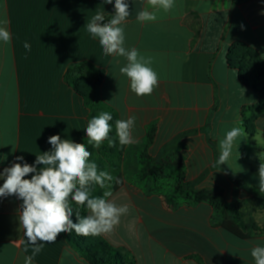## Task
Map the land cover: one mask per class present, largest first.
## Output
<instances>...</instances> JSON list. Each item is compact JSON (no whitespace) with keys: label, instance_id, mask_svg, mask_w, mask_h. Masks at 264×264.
<instances>
[{"label":"crops","instance_id":"0c3cea01","mask_svg":"<svg viewBox=\"0 0 264 264\" xmlns=\"http://www.w3.org/2000/svg\"><path fill=\"white\" fill-rule=\"evenodd\" d=\"M126 2L130 15L121 25L124 46L152 58L159 84L151 95L137 96L119 71L126 59L107 57L101 97L117 111L118 119L136 117L133 137L137 142L125 148H144L150 164L161 165V170L171 168L173 174L184 173L182 185L191 194L223 189L227 201L237 202L241 213L255 209L253 204L245 207L244 201L252 196L247 188L259 189L264 109L252 110L260 95L241 82L238 70L229 67L228 54L233 45L243 43L264 60V0H175L168 12L152 9L146 0ZM20 3H27L22 7L27 14L103 13L110 18L115 14V0L111 4L105 0H0L1 9L7 11L19 12ZM145 8L156 11L155 22L137 21L138 12ZM248 79L264 86V78L249 74ZM10 98L0 91V172L14 163L33 165L36 156L52 150L50 136L75 143L87 138L89 110L81 97L75 96L74 107L53 109V113L49 108L37 115L33 108L23 123L18 109L6 100ZM250 119L256 130L253 136L244 126ZM233 127L246 134L238 139L228 164L219 165V140ZM17 156H23V161H17ZM152 186L150 180L143 188L125 183L108 197L128 207L114 230L100 235L112 247L135 264H255L251 249L264 246V232L251 239L238 238L220 226L222 217L208 202L174 205ZM21 204L14 195L0 197V264H24L33 253L34 246L19 222ZM254 221L264 223L260 210ZM38 244L41 251L32 264H89L61 234L55 242Z\"/></svg>","mask_w":264,"mask_h":264},{"label":"clouds","instance_id":"9594fccd","mask_svg":"<svg viewBox=\"0 0 264 264\" xmlns=\"http://www.w3.org/2000/svg\"><path fill=\"white\" fill-rule=\"evenodd\" d=\"M111 4L113 0H105ZM148 6L158 11L168 12L175 7V0H146ZM115 14L107 23L103 13L94 15L87 23V31L98 38L106 55L124 57L127 63L119 71L129 80L130 90L137 96L151 95L159 84L158 73L151 67L152 58L141 55L136 48H125V33L121 25L129 17V4L126 0H115ZM156 11L148 8L138 12V22H155ZM264 14V13H262ZM7 19H0V42L9 43L11 34L6 25ZM243 27V26H242ZM25 49L30 50L28 43ZM113 116L101 112L88 121L86 126L87 143L94 148H100L107 141L109 147H115V141L110 138L113 128L109 123ZM135 116L115 121V132L121 146L136 143L133 137ZM246 133L240 127H233L219 140L220 155L217 163L228 164L237 141ZM52 150L36 156L35 163H14L0 172L3 184L0 186V197L16 196L22 201L19 209V222L24 236L34 246L31 256L25 258L24 264H32L36 254L41 251L38 242L52 243L60 233H71L73 230L81 236H100L111 233L119 224L120 218L128 213L126 205H117L107 199L111 191H105L103 196H92V186L101 189L110 187L114 178L108 171L98 170L95 162H90L92 153L82 143L70 139H61L59 135L48 138ZM23 156H17V161H23ZM36 165H42L37 169ZM31 175L30 179L25 177ZM259 191L264 192V162L259 166ZM69 198L78 207L75 209L76 222H73V207ZM84 207L87 215L82 216L79 208ZM255 264H264V246L251 249Z\"/></svg>","mask_w":264,"mask_h":264},{"label":"rangeland","instance_id":"374dc122","mask_svg":"<svg viewBox=\"0 0 264 264\" xmlns=\"http://www.w3.org/2000/svg\"><path fill=\"white\" fill-rule=\"evenodd\" d=\"M19 6V12L11 9L7 11L2 10L0 4V19H7L6 27L11 34L9 43L0 42V91L11 97L6 100L18 109L19 121L23 123L27 122V116L33 113V108L39 115L49 108L53 113V109L74 107L75 96L79 95L66 77L79 85L96 83L97 76L93 74L104 71L109 55L103 52L98 38L87 31V23L96 14H43L38 11L27 14V10L22 9L27 7V3H20ZM104 16L105 20L101 23L111 19ZM25 43L30 45V50L25 49ZM248 60V73L264 78V67L250 58ZM148 165L152 166L144 148L127 149L121 146L118 178L121 183H117L116 187L129 183L143 188L150 180L153 190L169 197L174 205L180 202L191 205L192 200L199 203L191 196H186L180 188L184 183V173L173 174L168 168L150 178L146 173ZM244 202L245 207L253 204L255 209L243 214L240 205L235 202L240 221L247 225L251 235L264 232V223L258 225L254 221L259 210L264 214V204L252 196ZM258 218L261 216L258 215Z\"/></svg>","mask_w":264,"mask_h":264},{"label":"trees","instance_id":"16d2710c","mask_svg":"<svg viewBox=\"0 0 264 264\" xmlns=\"http://www.w3.org/2000/svg\"><path fill=\"white\" fill-rule=\"evenodd\" d=\"M234 2L238 3L239 0H234ZM248 58L264 67V60L255 49L243 43H236L231 47L228 54L229 67L238 70L239 78L245 86L252 88L259 93L261 100L258 104L252 107V110L260 111L264 109V86L260 87L248 79ZM93 75L97 76V81L94 84L86 82L83 83V85H79V83L71 81L69 77H66V80L76 93L82 97L85 107L89 110L88 120H91L93 117L104 111L109 112L113 116L112 121L109 122L112 125L113 130L109 135L110 138L115 141V147H109L108 142L105 141L101 147L97 149L87 143V138H82L80 143L84 144L92 153L89 160L90 162H95L97 164L98 170L108 171L114 178H119L121 145L119 144L115 132V121L118 119V113L113 107L106 104L101 97L100 87L105 76V71L101 70ZM244 126L249 135L253 136L255 134L256 130L252 119L245 120ZM151 137L152 132L149 134V139H151ZM161 169V165L157 164L152 166L148 165L146 168L149 176L155 175ZM116 184V179H114L110 182V187L106 189H101L99 186H92L91 195L103 196L105 191H111V193H113L119 188L116 187ZM180 188L183 189V193L186 196H192L198 202H208L212 205L222 217V220L219 222L220 226L226 229L229 233L244 240L252 238L253 235L249 233L247 225L240 221L234 203H229L225 198L223 189L201 190L191 194V192L183 185H180ZM247 191L260 204H264V192H260L259 189L256 188H247ZM69 202L74 209L72 216L73 222H76L75 209L78 206L75 205L70 198ZM79 211L82 216L87 215L86 208L80 207ZM60 234L66 240L68 245L89 264H135L133 259L123 255L120 250L112 247L101 236L85 237L77 235L74 230L71 233L65 232Z\"/></svg>","mask_w":264,"mask_h":264}]
</instances>
